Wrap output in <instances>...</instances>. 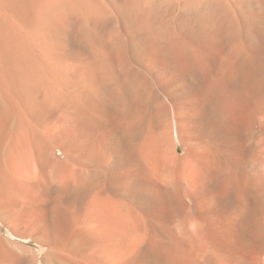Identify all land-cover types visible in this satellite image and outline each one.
<instances>
[{"label": "bare ground", "instance_id": "bare-ground-1", "mask_svg": "<svg viewBox=\"0 0 264 264\" xmlns=\"http://www.w3.org/2000/svg\"><path fill=\"white\" fill-rule=\"evenodd\" d=\"M0 264H264V0H0Z\"/></svg>", "mask_w": 264, "mask_h": 264}, {"label": "rangeland", "instance_id": "rangeland-1", "mask_svg": "<svg viewBox=\"0 0 264 264\" xmlns=\"http://www.w3.org/2000/svg\"><path fill=\"white\" fill-rule=\"evenodd\" d=\"M6 234L7 236L10 237V233L6 231ZM27 245L34 248L35 250H37L39 252V255H42L43 254V250H41L39 247H37L34 243H31V242H27Z\"/></svg>", "mask_w": 264, "mask_h": 264}]
</instances>
